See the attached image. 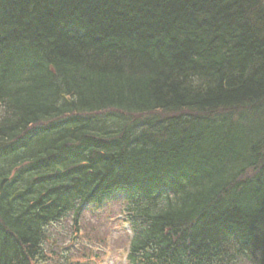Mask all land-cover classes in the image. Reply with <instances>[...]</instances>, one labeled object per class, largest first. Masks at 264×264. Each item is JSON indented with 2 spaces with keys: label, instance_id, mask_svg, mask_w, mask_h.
<instances>
[{
  "label": "trees",
  "instance_id": "16d2710c",
  "mask_svg": "<svg viewBox=\"0 0 264 264\" xmlns=\"http://www.w3.org/2000/svg\"><path fill=\"white\" fill-rule=\"evenodd\" d=\"M0 142V264H264V0H0Z\"/></svg>",
  "mask_w": 264,
  "mask_h": 264
},
{
  "label": "rangeland",
  "instance_id": "374dc122",
  "mask_svg": "<svg viewBox=\"0 0 264 264\" xmlns=\"http://www.w3.org/2000/svg\"><path fill=\"white\" fill-rule=\"evenodd\" d=\"M120 202L119 199L111 200L98 213H93L94 215L86 212L82 218L80 232H73L71 215L64 218L62 222L51 225L53 236L65 235L63 239L56 241L58 247H54V250L57 253L50 256L48 264H57L60 260L66 264L65 260L68 254H78L71 260L73 262L79 260L77 248L83 247L85 244L92 245L94 250H98V246L108 245L103 250L97 251V257H92L90 260L91 264H125L124 244H127L129 235L127 225L124 224L125 222L120 216V214L122 215ZM81 242L83 243L81 244Z\"/></svg>",
  "mask_w": 264,
  "mask_h": 264
},
{
  "label": "bare ground",
  "instance_id": "6f19581e",
  "mask_svg": "<svg viewBox=\"0 0 264 264\" xmlns=\"http://www.w3.org/2000/svg\"><path fill=\"white\" fill-rule=\"evenodd\" d=\"M150 116H162V115H158V114H149Z\"/></svg>",
  "mask_w": 264,
  "mask_h": 264
},
{
  "label": "water",
  "instance_id": "95a60500",
  "mask_svg": "<svg viewBox=\"0 0 264 264\" xmlns=\"http://www.w3.org/2000/svg\"><path fill=\"white\" fill-rule=\"evenodd\" d=\"M4 182V180L2 181V183Z\"/></svg>",
  "mask_w": 264,
  "mask_h": 264
}]
</instances>
